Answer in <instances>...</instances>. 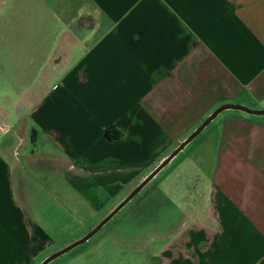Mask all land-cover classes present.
<instances>
[{
    "label": "crops",
    "instance_id": "crops-1",
    "mask_svg": "<svg viewBox=\"0 0 264 264\" xmlns=\"http://www.w3.org/2000/svg\"><path fill=\"white\" fill-rule=\"evenodd\" d=\"M5 5L0 264H40L82 237L87 212L219 107L264 111V0ZM111 127L118 139L105 137ZM194 139L211 166V235L183 225L143 244L107 236L47 264H264V113L225 109Z\"/></svg>",
    "mask_w": 264,
    "mask_h": 264
},
{
    "label": "rangeland",
    "instance_id": "rangeland-1",
    "mask_svg": "<svg viewBox=\"0 0 264 264\" xmlns=\"http://www.w3.org/2000/svg\"><path fill=\"white\" fill-rule=\"evenodd\" d=\"M6 1L9 4L10 0H0V11L6 9ZM199 143L200 140L194 139L93 236L91 244L83 243L80 249L89 247L97 239L113 235L129 237L143 244L149 239L177 236L183 225H189L188 229L197 234L211 235V166L199 162L200 156L196 153L201 146ZM141 181L142 178L138 177L121 184L119 195L107 203L104 211L95 215L87 212L88 231L60 250L95 228ZM106 198L104 194L102 201L106 202ZM100 200L101 197H98V203ZM51 236L55 241L58 239Z\"/></svg>",
    "mask_w": 264,
    "mask_h": 264
},
{
    "label": "water",
    "instance_id": "water-1",
    "mask_svg": "<svg viewBox=\"0 0 264 264\" xmlns=\"http://www.w3.org/2000/svg\"><path fill=\"white\" fill-rule=\"evenodd\" d=\"M228 108H235L243 110L247 113H259L263 114L264 111L261 112H252L247 108L242 106H234V105H223L216 109L207 119H205L201 125L192 132L186 139H184L178 147H176L167 157H165L146 177L142 179V181L120 202L116 207L108 213V215L92 230H90L82 239L74 242L73 244L65 247L64 249L56 252L50 257L46 258L40 264H47L58 256L64 254L65 252L73 249L74 247L86 242L91 237H93L111 218L114 217L128 202H130L174 157L177 156L208 124L209 122L215 118L220 112Z\"/></svg>",
    "mask_w": 264,
    "mask_h": 264
},
{
    "label": "trees",
    "instance_id": "trees-1",
    "mask_svg": "<svg viewBox=\"0 0 264 264\" xmlns=\"http://www.w3.org/2000/svg\"><path fill=\"white\" fill-rule=\"evenodd\" d=\"M120 136V133L118 131L115 130L114 127H111L109 129L106 130L105 132V137L109 140H115V139H118ZM34 137L32 136V139Z\"/></svg>",
    "mask_w": 264,
    "mask_h": 264
},
{
    "label": "flooded vegetation",
    "instance_id": "flooded-vegetation-1",
    "mask_svg": "<svg viewBox=\"0 0 264 264\" xmlns=\"http://www.w3.org/2000/svg\"><path fill=\"white\" fill-rule=\"evenodd\" d=\"M174 158H175V157H174ZM174 158H173V159H174ZM171 161H172V160H171ZM169 163H170V162H169ZM154 168H155V167H154ZM133 189H134V188H133Z\"/></svg>",
    "mask_w": 264,
    "mask_h": 264
}]
</instances>
